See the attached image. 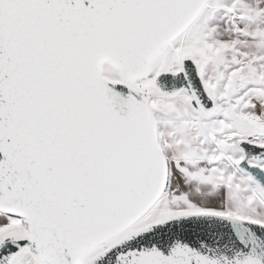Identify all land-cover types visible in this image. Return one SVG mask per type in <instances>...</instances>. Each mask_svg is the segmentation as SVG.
Segmentation results:
<instances>
[{
    "label": "snow or ice",
    "instance_id": "snow-or-ice-1",
    "mask_svg": "<svg viewBox=\"0 0 264 264\" xmlns=\"http://www.w3.org/2000/svg\"><path fill=\"white\" fill-rule=\"evenodd\" d=\"M0 264H264V0H0Z\"/></svg>",
    "mask_w": 264,
    "mask_h": 264
}]
</instances>
